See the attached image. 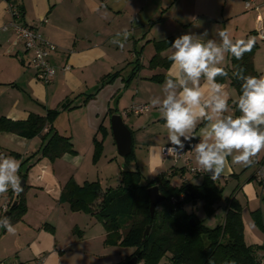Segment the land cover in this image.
<instances>
[{
	"label": "crops",
	"instance_id": "0c3cea01",
	"mask_svg": "<svg viewBox=\"0 0 264 264\" xmlns=\"http://www.w3.org/2000/svg\"><path fill=\"white\" fill-rule=\"evenodd\" d=\"M245 1L0 0V117L26 120L30 114L43 116L49 110H54L57 116L52 127L60 135L69 137L72 149L54 160L46 157L37 159L44 143L42 136L49 125L40 135L31 139L9 132L0 133V155L8 156L7 150H11L14 158L18 154L19 159L15 158L20 162L18 175L26 174V211L19 220L11 223L13 232L0 227L1 263L33 264L39 254L44 256L43 264H53L57 259L62 263L67 251L81 253L80 250L72 249L78 240L76 234L84 235L95 218L82 211L70 210L68 203L60 200L61 192L69 181L79 186L94 181L88 179L91 172L86 167L87 161L93 162L92 166L96 168L102 160L108 139V110H113L110 107L112 100H115L117 110L119 106L124 109L133 103L151 106L149 112L134 116L140 118L127 124L134 151L130 170L140 173L142 170L148 176L169 174L172 170L178 173L183 168L182 177L179 173L177 176L193 184H199L204 174L211 175L198 170L192 148L186 152V163L197 169V174L188 172L183 159L174 161L171 157L163 156L162 147L172 144L158 106H152L151 100L163 97L162 85L171 62L167 66L160 62L151 65L150 62L156 55L160 59L167 58L171 42L182 34L199 35L207 31V38L219 42L218 32L225 30L234 42L253 39V44H256L253 67L258 77L264 76V40L256 33V16L260 14L264 19V0H253L250 9L245 8ZM8 2L19 10L21 22L37 28L58 48L50 55V61L56 67V76L48 85L35 78L29 66L30 55L23 43L17 40L11 29L2 28L10 19ZM124 29L134 33L127 41L122 35H116ZM113 41L121 42L123 47ZM136 60L140 68L134 71ZM65 65L69 69L64 70ZM220 66L225 70L230 69L231 54H226ZM115 71L119 75L113 81L101 83L104 76ZM132 72L135 73L133 77ZM219 77L216 80L222 84L229 104V111L224 115L234 118L233 105L238 100L237 90L231 85L229 76ZM200 86L204 91V103L209 97L211 85L201 76ZM90 94L93 97L82 105L85 96ZM117 110H113L114 114H118ZM206 111L211 114L210 110ZM209 124L206 118L197 122L190 133L195 138L193 145L200 142L201 130ZM101 125L106 128L107 137L103 139L99 157L94 161V138L101 139L98 131ZM187 142L184 141V144ZM27 159V162L22 163ZM258 159L264 160V153H258ZM28 165L31 166L26 169ZM243 166L233 163L232 156H229L220 176H236L244 170ZM97 169L95 181L100 183L102 193L106 188H103ZM16 195L11 189L0 194V207L15 199ZM32 207L34 213L28 215ZM241 218L246 244H264V238L257 237L242 211ZM50 222L54 225L51 226ZM59 227L72 233V236L61 242ZM100 229V236L85 240L101 239L106 249V231ZM57 248L58 254L54 253ZM48 253L50 255L46 256Z\"/></svg>",
	"mask_w": 264,
	"mask_h": 264
},
{
	"label": "trees",
	"instance_id": "16d2710c",
	"mask_svg": "<svg viewBox=\"0 0 264 264\" xmlns=\"http://www.w3.org/2000/svg\"><path fill=\"white\" fill-rule=\"evenodd\" d=\"M255 48L256 44H253L251 50L245 52L240 60L231 55V67L225 70L231 85L237 90L238 99L243 81L236 79L233 74L243 68L245 76L258 77L253 67ZM158 58L157 55L154 56L150 64L160 62L167 66L171 62L167 58H159L160 60L157 61ZM135 64L134 71H137L140 68L138 60ZM117 75H119L118 71L108 74L102 78L101 83L111 82ZM134 75L135 73L132 72L131 76ZM92 97L93 94L85 96L82 105ZM237 102L238 100L233 105L234 118L241 115L236 106ZM114 113L115 111L108 110L109 116ZM56 116V111L49 110L43 116L30 114L26 120L0 117V133L9 132L31 139L40 135L49 125V129L42 136L44 143L37 159L46 157L54 160L64 152L72 151L69 137L60 135L52 127ZM259 128L264 130V125H260ZM98 131L102 139L94 138V161L99 157L103 139L107 134L106 128L102 125L99 126ZM194 142L195 138L188 141L185 147L190 149ZM19 157L18 154L15 155V158L19 159ZM28 159L22 163L27 162ZM129 159H134L133 149L126 156V160ZM178 171L182 177L184 169L180 168ZM121 173L119 188L105 189L102 193L98 181L85 182L81 186L69 181L62 189L60 200L67 202L72 211H82L97 217L106 231L104 242L106 245L121 243L133 247L134 251L127 260L136 257L137 262L143 260L144 264H160L163 258L165 259L162 264H229L230 261H234L235 264H258L260 253L264 252V244H246L241 206L233 195L227 199L223 221L215 227H208L204 223L205 219H200L185 209L186 202L200 200L207 217L215 213L222 196V188L211 179V175L204 174L199 184L182 182L180 186H173L171 178L178 174L176 170H172L169 174L160 173L146 183H141L142 175L137 170L129 169L127 172L122 170ZM20 178L24 180L23 191L9 202L10 223L19 220L26 211L24 196L26 174L21 175ZM153 185L158 186L164 201L158 204L160 209L155 208L151 215L147 188ZM261 199L264 200V194L261 195ZM15 201L16 204L13 205ZM252 215L256 224L264 231V212L254 211ZM191 218L193 222H190ZM147 226L149 231L143 238ZM123 227L124 232L119 233Z\"/></svg>",
	"mask_w": 264,
	"mask_h": 264
},
{
	"label": "clouds",
	"instance_id": "9594fccd",
	"mask_svg": "<svg viewBox=\"0 0 264 264\" xmlns=\"http://www.w3.org/2000/svg\"><path fill=\"white\" fill-rule=\"evenodd\" d=\"M133 34L124 29L116 35H122L127 41ZM207 37V31L199 35L185 33L171 42L167 57L171 64L162 85L163 97L152 99L151 104L158 106L165 121L168 139L173 145L167 150L169 154L183 152L184 141L193 139L190 133L199 120L206 118L210 122L201 130L200 142L191 148L198 170L210 173L211 179L216 180L224 171L229 156H232L233 163L250 166L254 163L252 158L264 150V131L259 128L264 125V76H245L243 68L233 74L243 81L236 105L241 115L235 118L225 116L229 111L228 97L222 84L216 80L218 76L228 75L220 66L221 61L226 54L242 59L243 54L251 50L254 41L250 38L234 42L225 30L218 32L219 42ZM113 43L123 47L121 42ZM201 76L211 85L209 97L204 103ZM19 168L20 162L14 157L0 155V194L7 193L9 189L16 194L23 191ZM0 227L14 231L8 217L0 219ZM229 264L235 262L230 261Z\"/></svg>",
	"mask_w": 264,
	"mask_h": 264
},
{
	"label": "rangeland",
	"instance_id": "374dc122",
	"mask_svg": "<svg viewBox=\"0 0 264 264\" xmlns=\"http://www.w3.org/2000/svg\"><path fill=\"white\" fill-rule=\"evenodd\" d=\"M112 101L113 103H111L110 107L113 110H117L115 100ZM128 108L129 106L124 109L123 107L119 106L118 110L116 111L122 117L123 121L126 120L125 125L127 127V124H130L131 121L140 118L134 117L133 114L129 113ZM109 119L110 117L106 122V124H108V139L105 143V151L103 153L101 162H99L96 168H98L97 170L100 172V181L103 182V188L117 189L120 186L119 184L122 176L121 172L124 170V166L126 165L128 168H130L131 166L129 165H131V161L133 159L126 160V157L120 156L118 154L117 147L110 129ZM64 124H66V121H64ZM261 153H264V150H262L260 154ZM6 154L13 157L11 150H7ZM92 163L87 161L86 167H88L90 170L89 172H91V175L88 179L90 181H95L97 180L95 171L96 168L92 166ZM243 169L244 170L236 176H230L229 178L219 176L215 180L222 188V196L217 204L216 211L212 216L207 217L205 215L202 209V202L200 200H196L195 202H186L184 207L187 212L195 214L200 219H205L204 223L208 227H215L217 224L223 221L224 208L227 204V199L230 195H233V197H235L241 206L242 215L244 216L245 220L249 222V224L251 223V227L256 233L257 237L260 236L261 238H264V231L259 228L252 215V212L254 211L264 212V200L261 199V195L264 194V182H260L254 178V173L256 171V166L254 164L250 166H243ZM141 175V183H146L157 176V174H148V176H146L142 170ZM177 175L171 178V184L173 186H180L182 184L181 178ZM201 180L202 179H199V183ZM1 203L2 199L0 200V204ZM158 209H160L159 205L156 207V210ZM33 211L34 210L32 207L28 215L30 213L33 214ZM88 215L93 216L95 219H93V221H91V225L86 228L84 235L76 234L78 240L76 239L77 243L72 247L73 250H80L81 253L67 251L64 262L59 263L57 259L54 260L53 264H127V257L133 253V247L116 243L108 245L105 249L101 239H95L93 241L85 240V238L88 237L100 236V228H104L102 222L97 217L91 214ZM50 225L53 226L54 224L50 222ZM123 232L124 227L121 228L119 233ZM58 235L60 236V241L62 242L64 238L72 236V233L67 232L63 227H59ZM58 251L59 249L57 248L54 253L58 254ZM48 255H50V253H48L46 256ZM164 259L165 258L161 260L160 264L163 263ZM137 264H144V262L143 260H139Z\"/></svg>",
	"mask_w": 264,
	"mask_h": 264
},
{
	"label": "built area",
	"instance_id": "2783aa9c",
	"mask_svg": "<svg viewBox=\"0 0 264 264\" xmlns=\"http://www.w3.org/2000/svg\"><path fill=\"white\" fill-rule=\"evenodd\" d=\"M253 0L245 1V8L250 9L252 6ZM7 12L10 15V19L3 25V29H11L16 36L18 41H21L24 45L25 50L29 53V66L33 69L35 73V78L45 84H50L55 76H56V67L50 61L51 53L58 50V48L48 41L41 32L24 22L20 21L21 14L17 7L8 2L7 5ZM256 33L258 37L264 40V19L262 16L258 14L256 16ZM64 70L69 69L68 65L63 67ZM150 111V105L146 103H133L129 106L128 112L133 114L134 116H139L144 113ZM173 147V145H165L162 147V154L164 157H171L174 161H178L183 159L185 161V166L188 169L190 174H197L198 170L192 168L187 165L186 160V152L187 148L184 147L183 152L176 154V153H168V148ZM254 161V165L256 166V171L254 173V178L260 182H264V160L258 159V154L252 158ZM182 182H186V179H183ZM9 202L7 205H2L0 207V218L3 216L4 212L9 208ZM44 263V256L42 254L37 255L34 260L33 264H43ZM0 264H4L1 263ZM14 264H24L22 262H16ZM258 264H264V252L260 253L258 257Z\"/></svg>",
	"mask_w": 264,
	"mask_h": 264
},
{
	"label": "water",
	"instance_id": "95a60500",
	"mask_svg": "<svg viewBox=\"0 0 264 264\" xmlns=\"http://www.w3.org/2000/svg\"><path fill=\"white\" fill-rule=\"evenodd\" d=\"M110 123V129L113 135V139L116 143L117 151L120 156L126 157L128 156L132 151V136L131 131L129 128L125 125L122 117L119 114H113L110 116L109 119ZM129 168L125 165L124 171H128ZM24 180H21V186L23 185ZM147 195L149 199V211L152 215L156 206L164 201V196L161 195L158 186L153 185L147 188ZM16 204V201L13 203V205ZM9 211H5L1 219L4 217H8ZM190 222H193V218L190 219ZM149 226L146 227L143 238H145L148 234ZM127 264H137L136 257H132L127 261Z\"/></svg>",
	"mask_w": 264,
	"mask_h": 264
}]
</instances>
